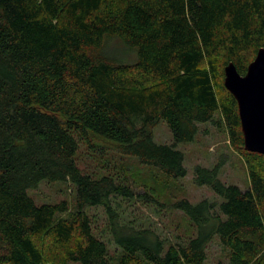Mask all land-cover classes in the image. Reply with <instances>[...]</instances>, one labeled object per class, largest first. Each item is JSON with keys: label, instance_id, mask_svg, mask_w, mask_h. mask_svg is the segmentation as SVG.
I'll return each instance as SVG.
<instances>
[{"label": "trees", "instance_id": "obj_1", "mask_svg": "<svg viewBox=\"0 0 264 264\" xmlns=\"http://www.w3.org/2000/svg\"><path fill=\"white\" fill-rule=\"evenodd\" d=\"M114 39L137 60L113 53ZM263 47L264 0H0V264H55L46 238L66 248L59 264H204L215 237L229 252L218 264H264V155L244 148L238 104L224 85L226 66L246 75ZM216 114L244 153L250 187L223 183L219 166H197L195 184L222 202L171 205L196 228L185 242L120 225L111 197L135 191L79 167L81 144L94 150L99 138L184 178L177 146L194 141L201 124L223 126ZM161 121L171 145L154 139ZM43 181H71L74 210L65 201L38 205L29 190ZM98 206L111 217L115 258L93 230L88 210Z\"/></svg>", "mask_w": 264, "mask_h": 264}, {"label": "rangeland", "instance_id": "obj_2", "mask_svg": "<svg viewBox=\"0 0 264 264\" xmlns=\"http://www.w3.org/2000/svg\"><path fill=\"white\" fill-rule=\"evenodd\" d=\"M110 50L126 57V62H135V51H128L119 40H111ZM220 59L223 61L221 54ZM221 70L222 63L219 64ZM221 84V79L218 80ZM219 97L221 87H217ZM215 119L223 122L219 114ZM224 123H222L223 125ZM154 139L158 144L173 143L172 133L164 121L153 128ZM95 149L81 144L78 153V164L84 174L94 178L113 176L118 182L128 184L136 193L133 199L111 197V206L118 213L117 222L133 228H146L161 240L175 244L185 242L196 235V228L183 212L175 210L171 205L179 200L188 199L197 204L205 199L222 202L208 186L199 187L194 182L197 166L213 169L219 166V178L227 185H237L243 191L249 189L250 179L242 150L235 149L230 141L225 126L220 128L214 123L201 124L194 141L183 143L177 149L184 154V166L187 176L173 179L167 177L154 167L142 165L138 158L123 156L116 144L94 139ZM260 167L264 170V160L260 159ZM145 193L151 197H142ZM38 205L67 202L69 212L74 210L76 187L71 181H43L37 188L29 190ZM153 198V199H152ZM95 234L104 240L111 257L115 258L121 250L116 246L114 234L111 231V217L106 206L93 207L88 210ZM68 214L59 215L65 218ZM43 250L49 261L59 264L64 259L66 248L59 247L49 238L43 240ZM168 246V245H167ZM229 252L215 237L207 247V260L204 264H218L228 260Z\"/></svg>", "mask_w": 264, "mask_h": 264}, {"label": "water", "instance_id": "obj_3", "mask_svg": "<svg viewBox=\"0 0 264 264\" xmlns=\"http://www.w3.org/2000/svg\"><path fill=\"white\" fill-rule=\"evenodd\" d=\"M224 85L237 101L244 148L264 155V47L241 75L234 63L225 68Z\"/></svg>", "mask_w": 264, "mask_h": 264}]
</instances>
